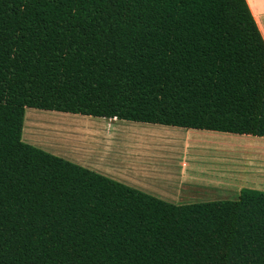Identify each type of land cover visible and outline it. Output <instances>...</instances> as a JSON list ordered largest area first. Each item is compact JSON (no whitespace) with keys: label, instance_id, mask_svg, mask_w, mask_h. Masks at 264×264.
<instances>
[{"label":"trees","instance_id":"trees-1","mask_svg":"<svg viewBox=\"0 0 264 264\" xmlns=\"http://www.w3.org/2000/svg\"><path fill=\"white\" fill-rule=\"evenodd\" d=\"M29 108L264 137L246 0H0V264H264V191L167 202L25 142Z\"/></svg>","mask_w":264,"mask_h":264},{"label":"crops","instance_id":"crops-1","mask_svg":"<svg viewBox=\"0 0 264 264\" xmlns=\"http://www.w3.org/2000/svg\"><path fill=\"white\" fill-rule=\"evenodd\" d=\"M246 2L264 40V0ZM105 119L135 125L131 134H105L112 154L104 146L100 152L75 149L68 156L47 151L178 205L236 200L242 188L264 191V137ZM22 139L31 143L23 131Z\"/></svg>","mask_w":264,"mask_h":264},{"label":"rangeland","instance_id":"rangeland-1","mask_svg":"<svg viewBox=\"0 0 264 264\" xmlns=\"http://www.w3.org/2000/svg\"><path fill=\"white\" fill-rule=\"evenodd\" d=\"M133 126L123 121L29 108L25 113L23 133L31 144L68 156L80 148L90 152H100L103 146L111 148L105 134H131L135 131ZM105 151L112 154L110 149Z\"/></svg>","mask_w":264,"mask_h":264}]
</instances>
